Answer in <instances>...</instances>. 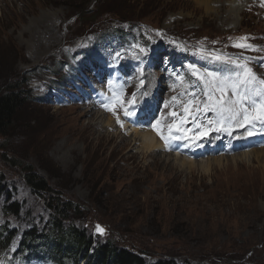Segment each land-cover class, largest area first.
Instances as JSON below:
<instances>
[{
	"label": "rangeland",
	"instance_id": "obj_1",
	"mask_svg": "<svg viewBox=\"0 0 264 264\" xmlns=\"http://www.w3.org/2000/svg\"><path fill=\"white\" fill-rule=\"evenodd\" d=\"M245 3L0 0V94L11 87L26 97L12 127L0 135V234L4 227L14 235L9 246L0 240V264H16L12 253L23 232L34 228L45 233L53 216V196L83 211L74 221L69 215L66 224L84 227L98 242L109 240L140 252L148 263L172 259L177 264H264V153L239 157L264 148L257 143L245 147L247 137L264 141L259 117L252 111L245 117V103L232 100L223 83L215 85L209 66L198 74L199 65L184 58L164 59L167 53L185 50L209 65L226 60L217 58L227 54L225 49L230 54L248 49L245 55L262 60L261 65L236 63L264 82V0ZM113 27L138 31L153 44L154 57L164 59L152 69L138 65L139 73H149L143 79L154 82L145 90L151 94L156 87L160 94L150 101L153 111L147 114L154 113L152 122L159 120L161 140L183 142L172 149L192 163L142 156L128 135L110 127V137L98 139L90 127L98 110L112 122L119 113L139 116L126 87L124 102L94 99V85L115 81L110 70L102 69L105 65L75 62L81 59L75 60V53L87 46L94 51L105 47L86 53L89 58L106 57L107 46L97 38ZM141 57L149 59L148 54ZM83 75L91 80L102 76V82L90 84L91 94ZM203 79L214 85L201 97ZM144 116L139 123L146 125ZM181 125L186 126V139L177 132ZM227 132L232 139H226ZM27 168L46 181L50 193L31 190L24 178ZM13 202L21 207L18 216L4 211Z\"/></svg>",
	"mask_w": 264,
	"mask_h": 264
},
{
	"label": "trees",
	"instance_id": "obj_2",
	"mask_svg": "<svg viewBox=\"0 0 264 264\" xmlns=\"http://www.w3.org/2000/svg\"><path fill=\"white\" fill-rule=\"evenodd\" d=\"M113 32L115 33L113 40L118 39V32ZM25 101V95L11 87L0 94V135L4 136L12 127L16 116L25 106ZM6 161L16 167L12 159ZM24 170L27 173L26 177L24 176L25 182L33 192L50 193L46 181L33 172L32 168ZM50 200L53 216L45 233H39L33 228L21 235L15 254L19 255L24 262L41 260L46 264H81L83 262L84 264H177L172 259H158L148 263L140 252L118 247L109 240L96 241L86 233L84 227H75L74 223H65V221H70L69 215H73V221L77 219L75 215L80 217L83 212L80 207L60 202L55 196L50 197ZM20 208L17 203L13 202L7 205L4 211L18 216ZM1 233V242H6L9 246L14 235L11 231H6L4 227Z\"/></svg>",
	"mask_w": 264,
	"mask_h": 264
},
{
	"label": "bare ground",
	"instance_id": "obj_3",
	"mask_svg": "<svg viewBox=\"0 0 264 264\" xmlns=\"http://www.w3.org/2000/svg\"><path fill=\"white\" fill-rule=\"evenodd\" d=\"M237 2L239 3L240 1H237ZM238 3H236V6H238L237 5ZM244 3L246 5H249V3H247V0H244ZM160 78H162V77H160ZM149 80L145 81L142 84L143 89H149V88H152L154 86L153 80L151 79L150 83H149ZM155 90H157L156 87H154L150 91V93L151 94H152V92L155 93ZM138 101L140 103H142V100L139 97H138ZM95 112H97V114L94 116V120H92L90 127H92L94 130H96L95 134L97 133L96 135H98L97 136L98 139L99 138H104V137H108L109 138L110 134L107 133L108 129L110 127H113L112 129H110V131H112V130H115L117 127H115L114 124H112L113 122H112L111 119L105 117L103 114H99L98 111H95ZM154 127L155 126L149 127L148 125H142V126L137 125L135 127L129 128L128 124H124L123 129L126 131L124 133V135L126 134V136L127 135L129 136V140L131 141V144L133 146L136 145V146H134L135 147L134 149L138 150L139 153L142 154V156L143 155L150 156V157L151 156H156V158L165 157V158H169V159L180 160V161H182L184 163H192L193 162L192 159H190V158H188L186 156H182V155H180L178 153H173V152H172V155L170 154V155L162 156L161 152L165 151L166 146H165V144H163V142H161L158 139V136L154 132L155 131ZM88 136L90 138V135H88ZM84 139H86V138H84ZM122 139H124V138H121V140ZM214 143H216V142H214ZM161 148H162V150L160 152ZM261 153H264V148H262L260 150H253L251 152L240 153L239 157L240 158H245V157H249L252 154L253 155H257V154H261ZM213 160L215 161L217 159L214 158V159H212V161ZM246 160H247V158H246Z\"/></svg>",
	"mask_w": 264,
	"mask_h": 264
}]
</instances>
